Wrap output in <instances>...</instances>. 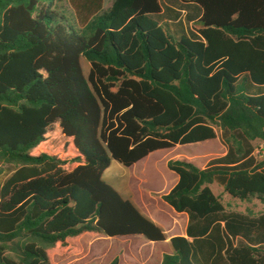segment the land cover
I'll list each match as a JSON object with an SVG mask.
<instances>
[{"label":"trees","instance_id":"obj_1","mask_svg":"<svg viewBox=\"0 0 264 264\" xmlns=\"http://www.w3.org/2000/svg\"><path fill=\"white\" fill-rule=\"evenodd\" d=\"M179 1L199 9L187 24L159 0H0V264H53L84 235L165 242L103 171L215 129L224 154L166 162L157 195L187 224L159 264H264V214L211 188L264 203V0Z\"/></svg>","mask_w":264,"mask_h":264},{"label":"rangeland","instance_id":"obj_2","mask_svg":"<svg viewBox=\"0 0 264 264\" xmlns=\"http://www.w3.org/2000/svg\"><path fill=\"white\" fill-rule=\"evenodd\" d=\"M111 2L112 0H104V9H107ZM159 2L163 10H168L171 16L177 14L178 18L184 22L186 14L195 13V5L191 3H182L177 0H159ZM80 64L86 77L89 63L81 58ZM215 130L216 138L213 140L157 150L131 167H125L111 160L110 165L103 171L102 178L123 197L136 202V207L141 212L143 211L145 216L162 224L167 229L166 233L163 230L166 237L174 235L177 232H173V230L176 231L180 219H173L164 211L165 208L162 209L157 203L144 200L140 190L150 191L154 196L167 193L170 190L177 179L176 175L166 167V162L170 159H187L197 166L203 167L210 158L224 154L226 149L220 140V132L218 129ZM254 154L258 159H264V142H255ZM10 170V165L0 164V183L9 176ZM211 188L227 210L247 213L252 216L264 214V203L256 198L240 201L226 194L219 185L212 184ZM163 204L170 208L166 203L163 202ZM173 213L175 212L173 211ZM79 242L81 245L79 253L71 256L54 254L53 264H109L114 257H118V264H159L162 254L170 250L168 241L165 244L151 243L139 236L107 238L103 235H84Z\"/></svg>","mask_w":264,"mask_h":264},{"label":"crops","instance_id":"obj_3","mask_svg":"<svg viewBox=\"0 0 264 264\" xmlns=\"http://www.w3.org/2000/svg\"><path fill=\"white\" fill-rule=\"evenodd\" d=\"M177 1L179 2V0H177ZM194 10H195V13H198L199 12V9L196 6H195ZM181 12L183 13L184 11H181ZM176 181H177V179H176ZM140 194H141L142 198H144V200H146L148 202H151V203H157L159 206L162 207V209L165 208L164 211L167 212L170 216H172L173 219H180L179 225L176 226V231L173 230V232H177V233H175L174 235H169V237H166L167 238L166 241L163 242V243H161V244H165L168 241V239L170 237H172V236H175V235H184L185 228H186V224H187V216L185 214H183V213H177V214H179V215H177V214H175L176 213L175 211H174L175 213H173V211H171L172 210L171 208H167L166 206H164L163 201L161 200V198L159 196L152 195V193L150 191L140 190ZM131 201L135 205L137 204L132 199H131ZM155 223L158 224L163 230H165V233L167 232V229L162 224L157 223V221ZM161 244H158V245H161ZM170 251H171V249L168 250V251H165V252H170Z\"/></svg>","mask_w":264,"mask_h":264}]
</instances>
